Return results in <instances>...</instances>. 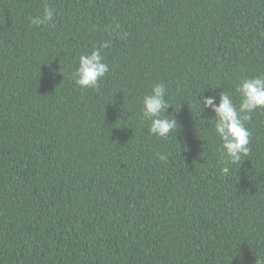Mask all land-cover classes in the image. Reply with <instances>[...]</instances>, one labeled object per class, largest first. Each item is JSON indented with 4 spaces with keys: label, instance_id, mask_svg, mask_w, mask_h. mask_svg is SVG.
I'll list each match as a JSON object with an SVG mask.
<instances>
[{
    "label": "trees",
    "instance_id": "trees-1",
    "mask_svg": "<svg viewBox=\"0 0 264 264\" xmlns=\"http://www.w3.org/2000/svg\"><path fill=\"white\" fill-rule=\"evenodd\" d=\"M262 74L264 0H0V264H264V109L233 163L201 107ZM161 83L167 138L142 116Z\"/></svg>",
    "mask_w": 264,
    "mask_h": 264
},
{
    "label": "clouds",
    "instance_id": "clouds-1",
    "mask_svg": "<svg viewBox=\"0 0 264 264\" xmlns=\"http://www.w3.org/2000/svg\"><path fill=\"white\" fill-rule=\"evenodd\" d=\"M55 10L45 4L42 16L31 19V23L40 26L53 21ZM126 35V34H125ZM104 43L100 48L79 57V65L74 73L75 83L80 88H96L98 83L108 72V65L104 62L101 49L107 47ZM241 97L237 107L231 95L225 92L220 94V103H215V97H202V109L211 108L215 114V132L222 143V150L233 163H239L243 156L249 153L250 132L245 122L251 119V113L257 109H264V74L252 78L242 79L236 87ZM166 89L163 83L155 85L151 93L143 99L142 116L150 121L149 132L158 138H167L177 122L170 116H165L170 104L165 100ZM159 159L167 157L159 155Z\"/></svg>",
    "mask_w": 264,
    "mask_h": 264
}]
</instances>
